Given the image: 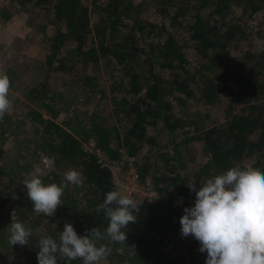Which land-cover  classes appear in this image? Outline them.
<instances>
[{
	"label": "trees",
	"instance_id": "16d2710c",
	"mask_svg": "<svg viewBox=\"0 0 264 264\" xmlns=\"http://www.w3.org/2000/svg\"><path fill=\"white\" fill-rule=\"evenodd\" d=\"M17 1L45 7L56 26L44 38L47 73L74 71L90 90H96L102 61L115 65L118 72L111 73L109 87L113 111L119 116L117 123L96 113L76 123L59 122L56 97L46 82L29 86L25 92L34 107L25 121L19 122L32 123L39 146L58 163L80 168L84 177L83 205L78 209L63 205L47 216L57 222L56 229L50 228L52 234L62 232L65 223H71L80 236L93 227L104 231L108 226L104 211L97 213L96 207L113 190L111 173L102 167L96 153L84 150V140L93 139L96 147L111 158L120 156L121 147L135 156L149 147L151 153L142 158L139 168L165 197L143 201L139 214L134 213L137 221L122 229L127 232V243L135 245L136 254L107 240L97 243L112 248L116 264H205L206 255L198 253L195 239V252L186 260L166 251L171 243L169 232L180 226L184 214L181 199L193 194L186 186L190 181L183 173L185 159L180 146L183 142H199L207 157L194 173L197 190L205 178L234 166L250 165L264 172V48L258 56H248L255 59L248 69L232 67L226 51L231 42L245 34L241 24L230 18L231 8L240 5L252 15L264 14V0H158L155 16L148 19L140 15L134 0ZM69 43L74 48H67ZM101 92L108 97L107 91ZM217 98L223 101L228 115L225 123L194 132L185 129L176 106H185L192 99L210 102ZM14 122L8 114L0 119V215L9 204L21 216L29 217L36 214L33 205L25 192L6 181L9 174L2 163L6 139L16 133ZM158 128L172 135L171 153L160 136L150 134ZM177 130L184 136L180 142L175 140ZM193 205L192 200L190 207ZM1 233L0 221V238ZM42 236L49 234H38L30 240L38 242ZM34 251L37 254V243ZM58 264L69 262L58 258Z\"/></svg>",
	"mask_w": 264,
	"mask_h": 264
},
{
	"label": "rangeland",
	"instance_id": "374dc122",
	"mask_svg": "<svg viewBox=\"0 0 264 264\" xmlns=\"http://www.w3.org/2000/svg\"><path fill=\"white\" fill-rule=\"evenodd\" d=\"M139 5L140 15L143 18H152L155 16V4L158 0H134ZM230 18L241 24L245 34L239 40H234L227 46V58L232 67L238 69H248L255 59L248 57L255 53L257 56L264 48V14L259 13L252 15L249 11H245L242 6L234 5L230 10ZM56 29L48 10L40 5L28 4L21 5L17 0H0V75H7L10 80L9 99L11 107L6 114L12 116L15 127V134L10 135L6 139L5 154L2 159L6 175V181L26 193V188L22 184L28 174H34L37 166L46 169V174L41 178L45 185L56 183L61 185L63 173L69 168H74L81 173V169L67 163H58L54 156L44 151L39 143L40 139L34 132L33 124L27 121L22 124L19 120L25 121L27 112L34 107L26 100L25 92L29 86H33L40 81L48 84L50 91L56 97V108L60 111L57 121L69 122L87 119L90 113H96L102 117H106L110 121L117 123V117L113 111V105L110 101L112 95L110 83L112 75L117 74L115 65H107L105 61L99 66L100 84L95 89L90 90L82 81L76 72L70 71H54L47 73L45 70V51L46 46L44 38L51 35ZM67 48H74L73 43H69ZM196 51L192 50V53ZM101 90L108 97H103ZM221 98H217L210 102L204 99L189 100L185 106H176L175 112L184 119L185 129L198 130L210 124H223L226 122L228 115L224 108ZM45 113V117L50 114ZM66 125V124H65ZM118 125H121L118 122ZM150 134L160 136L166 146L167 152L171 153L173 144L170 141L172 135L163 128L152 129ZM175 140L182 141L184 139L181 131L175 132ZM83 147L87 150H93L95 141L93 139L84 140ZM183 157L185 159V167L183 173H186L190 183L194 182V173L197 167L207 161L199 142L186 143L180 146ZM126 150L125 147H121ZM151 153L149 147L137 155L138 162L142 158L148 157ZM50 158L49 166L43 163V157ZM82 174V173H81ZM151 179L150 177H147ZM82 179L84 177L82 175ZM152 181V180H151ZM153 183V182H152ZM154 185V184H153ZM85 183L81 187L69 184L64 189L61 197V209L63 205L79 208L85 202L83 197V189ZM156 187V186H155ZM159 200L165 197V194L159 191ZM195 201V193L189 197L181 199V205L190 207L191 201ZM14 212L15 220L25 224L27 228L33 229V234L29 237L28 245L11 246L8 243L9 225L12 222V213ZM0 215L2 223V233L0 238V264H38L37 254L34 251L37 240H30L38 234L48 233L52 238L59 239V232L52 234V229H56L57 222L48 219L47 216L41 214H31L29 217H23L11 205H6ZM54 217V216H53ZM37 223V224H36ZM181 225L169 232L171 239L170 245L166 251L175 257L188 259L195 251L193 248L194 237L189 235L183 237L180 233ZM200 255H207L199 251ZM116 256L111 254L100 262V264H116ZM72 264H83L82 260H75Z\"/></svg>",
	"mask_w": 264,
	"mask_h": 264
},
{
	"label": "clouds",
	"instance_id": "9594fccd",
	"mask_svg": "<svg viewBox=\"0 0 264 264\" xmlns=\"http://www.w3.org/2000/svg\"><path fill=\"white\" fill-rule=\"evenodd\" d=\"M10 80L0 75V119L11 107L8 93ZM46 169L37 166L34 174H28L23 181L28 200L36 214L52 216L61 206V197L69 184L81 187L82 174L74 168L63 173L61 185H45L41 178ZM190 192L195 193L194 205L185 207L180 217V233L191 235L199 242L201 253H206L205 264H264V172L252 166L231 167L222 174L205 178L197 190L196 183H187ZM143 201H137L120 190L106 194L96 212L104 211L108 226L104 231L93 227L80 236L71 223H65L59 232L58 241L51 236H42L37 242L38 264H58V258L70 262L82 260L83 264H100L112 252V248L98 241L120 244L130 254L135 245L127 243V232L122 229L135 223ZM33 229L15 220L9 225L8 243L28 245Z\"/></svg>",
	"mask_w": 264,
	"mask_h": 264
},
{
	"label": "built area",
	"instance_id": "2783aa9c",
	"mask_svg": "<svg viewBox=\"0 0 264 264\" xmlns=\"http://www.w3.org/2000/svg\"><path fill=\"white\" fill-rule=\"evenodd\" d=\"M85 151L96 153L102 167L108 168L111 173L113 190H120L122 194L128 195L137 201H155L159 198V190L153 185L151 179L143 177L139 168L138 158L129 154L126 150L117 158L108 157L103 151L93 145V150ZM50 158L43 157V163L49 166Z\"/></svg>",
	"mask_w": 264,
	"mask_h": 264
}]
</instances>
